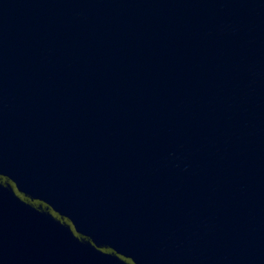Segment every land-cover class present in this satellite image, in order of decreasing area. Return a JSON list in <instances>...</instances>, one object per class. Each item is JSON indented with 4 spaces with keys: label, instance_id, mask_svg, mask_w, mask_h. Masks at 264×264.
Instances as JSON below:
<instances>
[{
    "label": "water",
    "instance_id": "1",
    "mask_svg": "<svg viewBox=\"0 0 264 264\" xmlns=\"http://www.w3.org/2000/svg\"><path fill=\"white\" fill-rule=\"evenodd\" d=\"M0 264H264V0H0Z\"/></svg>",
    "mask_w": 264,
    "mask_h": 264
}]
</instances>
